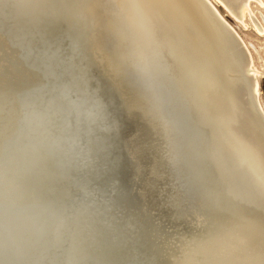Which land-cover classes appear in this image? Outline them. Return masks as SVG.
<instances>
[{"label":"bare ground","instance_id":"6f19581e","mask_svg":"<svg viewBox=\"0 0 264 264\" xmlns=\"http://www.w3.org/2000/svg\"><path fill=\"white\" fill-rule=\"evenodd\" d=\"M248 1L222 0L227 13L241 21L249 11ZM202 2L227 49L231 76L238 71L249 80L264 119L247 45L225 18L220 20L212 12L211 8L222 17L214 0ZM68 6L75 17L66 11ZM90 6V0H0V68L10 69V86L5 89L0 83V264H108L114 260L159 264L157 256L167 264H264V244L254 227L256 213L235 183L229 184L219 173L209 181L203 176L208 202L217 206L213 211L222 217L216 238L211 231V237L206 234L191 241L165 236L160 252L151 253L138 221L111 220L108 207L116 178L108 163L107 144L115 121L107 107L103 77L96 69L100 52ZM257 23L253 21L254 28L261 32ZM67 26H72L71 34ZM225 29L238 41L240 53L233 51ZM85 41L86 48L82 47ZM6 115L12 118L7 135L2 131ZM207 142L201 163L222 167ZM52 175L59 177V183L48 179ZM189 217L192 232L198 235L201 223Z\"/></svg>","mask_w":264,"mask_h":264},{"label":"rangeland","instance_id":"374dc122","mask_svg":"<svg viewBox=\"0 0 264 264\" xmlns=\"http://www.w3.org/2000/svg\"><path fill=\"white\" fill-rule=\"evenodd\" d=\"M177 1L179 4L181 3V0ZM250 1H248L249 11L244 14L242 21L232 16L229 17L226 9L222 11L216 4L215 6L219 13L235 28L248 47L259 84L258 98L264 110V0ZM211 10L216 16L218 15V18L221 17L213 8ZM92 13L95 30L94 40L100 50L108 55L119 85L133 103L130 110L116 107V114L120 122V144H122L120 172L126 186V209L139 222L140 230L148 240L144 241V244L149 251L151 248V253H157V251L160 252L161 240H165V236L171 239L178 236L184 237L185 241L195 240L194 238H201L202 235L206 236V234L211 237L210 231L211 233L215 232L216 226L221 224L222 217L220 212L213 211V208L216 209L217 206L213 207L209 204L205 192L204 179L209 181L207 168L210 166H207L208 161L204 164L200 161L206 150V148L203 149V143L208 140L206 145H211L222 167L231 170V172L233 169L213 145L215 138L200 128L196 112L189 105L186 97L178 94V85L174 78H167L166 76L165 79L159 69L152 66L148 61L146 48L131 21L132 15H130L129 8L121 6L117 0H94ZM252 19L254 22H258L261 32L254 28ZM175 34L177 42H184L185 44L181 31H175ZM115 102L117 103L116 98ZM144 119L147 122H144ZM145 129L147 130L145 131ZM155 133L165 137L161 138L165 141L166 148L171 150L168 151L171 152V155L168 152L160 151V143L155 138ZM144 141L146 142L144 143ZM160 156L161 158L163 156V159ZM140 160L143 162L141 161V163ZM136 162H138L139 167ZM131 164H134V167H131ZM143 171L148 174L143 173ZM168 175L171 178H167ZM172 176L174 177L172 178ZM141 178H145V181ZM232 183H235L244 200L255 211L254 227L264 244V230H262L264 209L250 200L252 192L249 187L229 179V184ZM184 190L185 192H182ZM140 193H143L142 196ZM193 208L195 209L193 210ZM147 213L148 215L144 217V214ZM191 215L197 220V225L201 223L198 225L201 229L198 231L200 232L198 235L192 232L194 226L188 220ZM208 224L211 225L208 226ZM150 229H152L151 235L148 233ZM220 233L219 231L215 232L214 238ZM156 259L159 264H167L165 259L161 260L158 256ZM168 264L171 262L168 261Z\"/></svg>","mask_w":264,"mask_h":264},{"label":"water","instance_id":"95a60500","mask_svg":"<svg viewBox=\"0 0 264 264\" xmlns=\"http://www.w3.org/2000/svg\"><path fill=\"white\" fill-rule=\"evenodd\" d=\"M117 2L129 8L131 21L146 48L148 61L159 69L165 79L166 76L174 78L178 85V94L186 97L196 112L200 128L215 138V143L211 140L213 145L233 169L231 172L224 167H211L207 163L210 166L207 168L208 180L210 176L214 177L219 173L224 178L240 182L250 188L252 192L250 200L264 209V197L258 194L264 187V119L251 95L249 80L238 71L237 76H231L227 63L229 55L227 56L225 52L227 49L221 42V36L213 29L215 25L212 21L209 22L205 4L202 0H181L180 4L177 0H117ZM93 3L94 0H90L91 12ZM70 8L65 7L68 12H71ZM72 17L75 16L71 12ZM75 22L73 21V24ZM65 28L67 33L73 32L72 26ZM179 30L184 36L185 44L175 39V31ZM224 32L233 43V51L237 54L241 48L238 41L228 30L225 29ZM65 37L68 43L70 41V45H74L69 36ZM96 46L100 52L96 69L103 77L107 107L115 121L107 144L108 163L116 178L111 186L108 214L113 222L127 219L131 223L137 220L126 209V186L120 172L122 145L119 135L120 122L116 107L130 110L133 103L119 85L108 55L100 50L97 44ZM173 67L175 71L172 70ZM161 137L159 133H155V138L160 143V151L168 152L169 149L162 140L165 137ZM114 229L119 232L117 228ZM102 245L108 253L105 241Z\"/></svg>","mask_w":264,"mask_h":264},{"label":"snow or ice","instance_id":"6c2138e0","mask_svg":"<svg viewBox=\"0 0 264 264\" xmlns=\"http://www.w3.org/2000/svg\"><path fill=\"white\" fill-rule=\"evenodd\" d=\"M214 3L216 4L217 7H219L222 11L224 10V4L222 2V0H214ZM227 15L230 17L231 13H227ZM221 20H224V17H220ZM87 46V42H82V47L86 48ZM85 67H87V65H85ZM173 71H175V67H173L172 69ZM10 69H8L6 66L3 68H0V83L3 84L4 88L7 89L10 86ZM94 102L96 103L97 108L102 109V105L99 103L98 100H94ZM12 127V118L10 115H6L4 118V124H3V128L2 131L4 132L5 135L8 134V132L10 131ZM48 179H51L57 183H59V177L52 175L50 177H48ZM261 197H264V187H262V190L258 193ZM262 230H264V226H262ZM108 264H123V262L118 261V260H114V261H110L108 262Z\"/></svg>","mask_w":264,"mask_h":264}]
</instances>
